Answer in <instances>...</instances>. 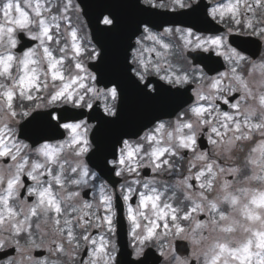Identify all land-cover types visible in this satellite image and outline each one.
<instances>
[{"label":"snow or ice","instance_id":"6c2138e0","mask_svg":"<svg viewBox=\"0 0 264 264\" xmlns=\"http://www.w3.org/2000/svg\"><path fill=\"white\" fill-rule=\"evenodd\" d=\"M162 9L165 15L184 10V17L206 13V23L210 24V16L227 31L205 36L200 33L216 29L193 31L195 26L190 25L153 32L157 28L153 19L161 16L157 10ZM185 9V0H171L170 5L148 0V9L138 11L149 18H139L130 34L122 32L114 7L95 11L90 21L93 35L85 43L81 28L72 23L71 14L80 12L73 0L0 3V49H4L0 51V98L6 101L12 120L25 118L19 132L23 140L11 124L0 121V254L11 257L8 264H264V54L258 61L251 59L256 52L245 47L254 43L251 39H230L264 41V0H227L211 6L200 0ZM170 23H177L176 19ZM141 24L149 25L142 30V39L152 42L157 57L162 53L158 49L164 53L179 49L184 65L190 64L191 69L171 63L162 68L151 59L144 62L139 56L142 41L131 42ZM22 37L34 46H22ZM116 39L121 40L119 55L110 70L109 42ZM85 56L93 62L95 75ZM130 57L139 64L134 74ZM221 59L225 71L219 70ZM151 71L167 86L149 90ZM5 78L12 81L10 87ZM128 84L139 90L143 101L176 115L174 126L161 123L146 136L153 145L146 157L138 155L139 145L127 142L117 157L115 145L121 137L109 144L103 136L122 120L115 102L124 101ZM49 86L45 98L42 93ZM18 97L35 110L18 113ZM45 99L48 110L41 111ZM92 100L103 103L105 115H93L100 104ZM62 103L80 111H58L54 106ZM85 108L91 119L102 121L91 142L81 133V124L69 122L78 120ZM60 135L66 138L41 143ZM201 137L211 145V152L201 150ZM92 144L96 148L90 152ZM245 148L241 160L238 153ZM185 153L192 154L187 174L179 163ZM89 154L110 175L120 177L126 172L137 178L121 185L117 197L104 183L98 187L93 183L97 177L83 159ZM108 156L118 160L120 170L116 165L108 167ZM145 159L147 164L142 163ZM141 168L168 171L177 178L163 190L149 179L138 191L134 186L141 184ZM25 177L30 185L26 186ZM90 185L96 189L92 200L82 194ZM120 200L136 260L117 254L111 239L118 233V223L123 229L117 219ZM153 244L159 255L151 251Z\"/></svg>","mask_w":264,"mask_h":264},{"label":"clouds","instance_id":"9594fccd","mask_svg":"<svg viewBox=\"0 0 264 264\" xmlns=\"http://www.w3.org/2000/svg\"><path fill=\"white\" fill-rule=\"evenodd\" d=\"M164 2L166 4H168V5L171 4V0H164ZM212 2L214 4L215 0H212ZM199 3H200V0H185V5H186V9L185 10H190L192 6H194L196 4H199ZM113 4H114V6H117V7L125 6V7H130L132 9H134L136 14H137L136 22H138V19L141 18V17H143L145 19L149 18L145 13H142V12L138 11L141 8L148 9V0H138V3H137V0H113ZM78 6H79V9H80V12H81L82 11L81 6L80 5H78ZM84 9H85V0H84ZM182 11H184V10L177 9L176 13L174 15L169 13V14L166 15V18L172 19V18H175V17H184V16L181 15ZM205 17H206V13H205L204 16H201L199 18L201 20H204ZM148 26L149 25H147V24H141L140 25L141 31L137 32L136 35H133L131 37V42H132L133 45H135V42L137 40H141L142 44L144 46V50L139 51V56L142 57L144 62H147L149 59L152 60L151 54L155 53L156 61H153V60L152 61L154 63H159L160 66L163 68L164 63H163L162 58L164 56H166L167 53H161V56L157 57L156 52L151 51V49L153 48V45H149L148 44V42H151V41H149L147 39H142V37H143V31L142 30L144 28L148 27ZM188 27H190V25L184 24V26L182 28H188ZM159 28H161L162 32H163L165 28H173V26H172V23H164V24H161V26ZM179 28H181V27H179ZM200 29H201V27L199 25H197L192 30L193 31H199ZM152 31L156 32V31H154V28L152 29ZM162 32H159V33H162ZM3 50L4 49H0V51H3ZM146 54H147V57H146ZM260 54H264V51H262ZM84 61H85V63H87L89 61V58L87 56H85L84 57ZM129 64H134V67H132V69H131V73L134 74L139 69V64L134 62L131 57L129 58ZM183 66L188 68L189 70L191 69V65L190 64L183 65ZM90 70L93 72L94 75L96 74L94 69L90 68ZM16 75H17V72H13V77H15ZM148 76L149 77L150 76H155L160 81L159 76L154 71L149 72ZM5 82L8 84L9 87L12 84V81L8 80L7 78H5ZM159 84L162 87L167 86L164 83H159ZM156 86H157V83L153 82L151 85H149V90L155 88ZM99 87L102 88L103 85H99ZM172 90L175 91V87L174 86L172 87ZM50 91H51V86H49L48 91L42 93V95L46 98ZM125 96H126V89H125ZM89 99H91V97H89ZM124 100H125V97H124ZM92 102L93 103H99L100 107L98 108L97 112L101 116L105 115L104 112H103V103L101 101H98V100H92ZM107 102L109 104L113 103L110 98H107ZM121 103H122L121 100H118V101L115 102L117 109L121 107ZM15 104L17 106V112L18 113L22 112V111H29V110H33L34 111L35 110L34 106L28 104L23 98H19L18 97L16 99V101H15ZM54 107H56L58 110H61V111L66 108L68 110V112H70V113H78L80 111L79 109H76L72 104H63L62 103V104H57ZM46 110H48V106L46 104V99H45V107L43 109H41V111H46ZM91 115L92 114L89 113L87 111V109L85 108V110L83 112V115H81L78 120L69 121L70 123H79V124H81L82 125L81 133L82 134L86 133L87 139L90 142L93 140V138H94V136H95V134L97 132V129L101 126V123H102V121L99 120V119H91L90 118ZM159 117H160L159 119H154L152 121V123H150L149 125L143 127L139 131L138 135H136V136H121V143L115 145L117 157H119V155L121 153V150L124 147V143L125 142H127L130 145H132L133 147H135L136 145H139L142 148V151L140 153H138V155L146 157L147 153L153 147L152 144L147 142L146 136L148 134L152 133L157 125H159L161 123L168 122L171 126H174L175 121H176V115H172L171 119L167 118V114L160 115ZM0 121H3L6 124H11L13 126V128H14V131L18 134V132H20V125H21L22 122H25V118L22 117V116H18L17 120H12L11 117L8 116V111H7V108H6V101H3V99L0 98ZM164 140H165V142H167V137L166 136L164 137ZM44 142H48V141H43L41 143H44ZM95 148H96V145L92 144L91 148H90V152L95 151ZM146 148H147V150H146ZM107 160H108V167H112L113 165H116L117 170H120L117 159H113L112 156H108ZM142 163L143 164H147L148 163L147 159L143 160ZM93 172L95 173L96 177L101 175L100 171H93ZM125 174H126V172H125ZM125 174L120 176V177L125 176ZM111 239H112L113 243L116 246L117 254H123V256L126 259H128V260H136L137 259V257L135 256V250L133 248L129 252L126 244H123V243H121L120 245L117 244V239H118L117 235L112 237ZM150 247L154 248L155 244L151 245ZM6 250H8V249H6ZM129 254H131V255H129ZM14 255L15 254L13 253V256ZM10 259H11V257H4L3 259H0V264H8Z\"/></svg>","mask_w":264,"mask_h":264},{"label":"water","instance_id":"95a60500","mask_svg":"<svg viewBox=\"0 0 264 264\" xmlns=\"http://www.w3.org/2000/svg\"><path fill=\"white\" fill-rule=\"evenodd\" d=\"M79 2L82 4L84 9V0H79ZM107 7L115 8V10L118 12L122 20V32L124 34H128V33L130 34L131 30L134 28L136 24L135 20L137 19V14L133 13L134 9L125 6H119V7L114 6L113 0H85L84 15L88 21L92 35H93V30L90 21L94 16L95 11ZM163 16L164 14H161L160 17L153 19V23L158 26L159 24L161 25L164 23L171 22L169 18ZM177 20H181V19L178 18ZM120 44H121L120 39H116L109 42V47L112 53V62L109 65L110 70L115 67L116 61L118 60ZM158 87H162V86H158ZM166 112L167 109L162 106L154 105L150 102L143 101V99L140 96L139 90L134 85L128 84V86H126L125 100L122 101L121 103L122 120L119 122V124L123 125L126 122L128 124H132L133 127H137L138 129L144 126L145 124H147L149 121H151V118L155 119L160 115L166 114ZM167 116H171V115L167 114ZM89 161L94 162L95 166H97L96 168L101 172V174H103L104 176L108 175L107 173L109 172L105 170L102 162L93 159L91 157V154L89 156ZM124 244H126L125 240H124ZM9 254H11V252ZM2 256H4V254H0V257Z\"/></svg>","mask_w":264,"mask_h":264},{"label":"rangeland","instance_id":"374dc122","mask_svg":"<svg viewBox=\"0 0 264 264\" xmlns=\"http://www.w3.org/2000/svg\"><path fill=\"white\" fill-rule=\"evenodd\" d=\"M215 1H218V0H215ZM223 2L226 3L227 0H224ZM72 16H74V15H72ZM263 42H264V41H263ZM148 44H149V45H152V42H148ZM157 47H158V46H157ZM158 50H160L162 53H164V50H163V49H158ZM169 54H170V53H167V55L164 56V57L162 58L164 65H166V64L168 63L167 58H168ZM146 57H147V54H146ZM151 58H152L153 61H156L155 53H152V54H151ZM255 76L257 77V79L260 77V72H259L258 70L255 72ZM57 142H59V141H56V142H50V143H57ZM208 145H209V144H208ZM209 147H210V152H211V145H209ZM191 156H192L191 153H187V154H186V158H185V159H187V165H188V160L191 159ZM152 173H153V172H152ZM186 173H187V172H186ZM173 182H174V181H173ZM89 187H91V185H90ZM95 192H96V189L94 190V193H95Z\"/></svg>","mask_w":264,"mask_h":264}]
</instances>
